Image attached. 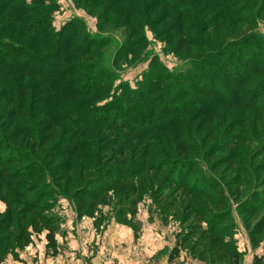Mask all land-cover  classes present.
<instances>
[{
    "label": "rangeland",
    "instance_id": "rangeland-1",
    "mask_svg": "<svg viewBox=\"0 0 264 264\" xmlns=\"http://www.w3.org/2000/svg\"><path fill=\"white\" fill-rule=\"evenodd\" d=\"M55 1V30L77 17L92 37L109 41L101 54L115 80L108 82L103 98L121 96V82L135 88L154 57L173 71L184 57L242 34L260 36L257 44L264 47V11L243 6L239 17L248 24L224 18L203 39L191 38L199 44L195 48L179 37L156 38L144 27L146 44L138 54L113 65L127 28H99L96 10L74 0ZM263 76L252 78L247 89ZM185 99L199 105L200 113L191 111L189 122L163 133L156 122L174 105L162 107L142 124L140 140L127 136L121 141L123 156L115 145L117 134L104 126L47 124L38 117L32 134L20 129L12 139L1 134L3 185L10 184L19 197L16 207L28 211L18 226L4 228L0 220V246L5 239L8 246L0 252V264H254L264 255V204L253 209L248 198L264 189V114L250 111L247 106L253 104L246 106L243 98L208 110L199 94L188 92ZM11 156L17 158L8 163ZM190 161L192 168L185 171L181 164ZM200 183L207 190L196 191ZM95 189L104 191L85 198ZM221 191L226 202L218 200ZM6 210L0 197V217ZM257 229L262 230L253 236Z\"/></svg>",
    "mask_w": 264,
    "mask_h": 264
},
{
    "label": "trees",
    "instance_id": "trees-1",
    "mask_svg": "<svg viewBox=\"0 0 264 264\" xmlns=\"http://www.w3.org/2000/svg\"><path fill=\"white\" fill-rule=\"evenodd\" d=\"M74 2L85 10H96L99 28H127L128 33L115 54L119 56L114 58L113 65L121 58L138 54V49L146 44L142 38L144 27H148L156 38L179 37L180 43L195 48L199 44L192 41L203 39L224 18H231L237 24H248L239 17L243 6L257 8V14L264 11V0ZM57 8L55 0H0V135L3 137L18 136L16 129L34 133L33 120L38 117L47 124L66 121L84 129L104 126L105 131L117 134L115 145L121 146L118 155L123 156L125 144L121 141L127 136L140 140L145 135L142 124L162 107L174 105L173 109L164 110L163 119L156 122L158 129L165 131L163 133L177 130L191 120L194 112L200 113L196 112L199 105L192 107L185 99L188 92L199 94L206 102V110L219 106L226 99L243 98L246 106L253 104L247 106L250 111L264 114V76L247 89L252 78L264 75V47L257 44L260 36L242 34L237 40L220 42L195 56L184 57V64L173 71L154 57L135 88L121 82V96L103 98L109 89L108 82L115 80L101 54V47L109 41L92 37L77 17L55 30L51 15ZM247 50L254 52L246 53ZM148 97L152 99L148 100ZM98 100L105 102L98 103ZM10 128L14 131L8 134ZM122 131L126 133L121 134ZM15 158L11 156L6 161L11 163ZM192 164L190 161L181 165L189 171ZM157 168L160 166L153 170ZM3 174L4 170L0 171L3 188L0 197L6 202L7 210L0 220L4 228H8L16 222L18 226L28 210L25 211L24 206L16 207L21 201L14 191H10V184L3 185L6 180ZM203 186L200 183L196 191L207 190ZM89 190L85 196L89 199L104 191ZM254 192L248 200L253 203V209H258L264 204V189ZM219 193L218 200L226 202L223 191ZM260 230H253L251 234L258 236ZM5 242L0 246V252L8 248ZM254 264H264V255L256 256Z\"/></svg>",
    "mask_w": 264,
    "mask_h": 264
}]
</instances>
